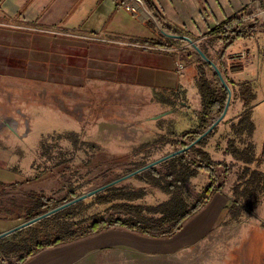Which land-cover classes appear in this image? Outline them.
Masks as SVG:
<instances>
[{
    "label": "rangeland",
    "instance_id": "rangeland-1",
    "mask_svg": "<svg viewBox=\"0 0 264 264\" xmlns=\"http://www.w3.org/2000/svg\"><path fill=\"white\" fill-rule=\"evenodd\" d=\"M144 11L148 14L149 20H146L154 22L151 14L145 9ZM158 28L154 24L155 32L157 31L156 33L163 37L160 24ZM8 32L10 36L26 33L25 38L32 37L30 35L36 33L26 28L15 29V27H9ZM35 36L41 35L37 33ZM48 37L42 38L44 40L42 48L45 50L40 54L33 51L32 45H26L27 52L16 56V59L21 60L19 64L11 60L14 57L11 51L9 55L0 56L1 68L10 71V68L17 67L24 75L23 82L15 84L17 86H13V83L7 84L8 88L5 84V88L0 86V96L3 97L0 104L5 107V110L1 112L3 118L0 120L2 136L0 149L4 152L1 157L3 166L1 165L0 179L9 181L19 176L29 181L25 182L29 187L25 189L26 195L23 201L20 197L18 198L19 210L9 207L10 204L0 209V230L13 227L14 222L17 223L41 213V210L44 211L43 205L47 202L57 208L83 194L118 180L120 181L109 188H114L113 190L117 193H144V197L130 203V207L119 209L112 205L96 204L94 201L96 195L87 199L85 206L78 209L77 218L72 220V223H68L71 229L79 232L77 238L92 235L91 233L83 235V233L84 228L95 218L108 219L111 216L153 220L159 218L160 215L152 213L148 207L167 201L169 196L160 188L136 178L137 175L148 173V170L133 177H125L179 150H185L183 153H186L192 166L197 168L201 164L194 151L199 147L197 140L215 124L221 114L211 115L209 120L204 121V116L199 117L194 110L196 104L192 108L183 109L180 105L173 104L169 98L171 95L166 93L153 95L151 93L140 98L141 93L128 90L122 84L111 86L107 85L110 83H103L105 86L101 87L102 77H83L79 69L74 70L76 66L73 70H69L68 76L70 63L68 56H64L65 68L55 72L54 61L57 65L56 61L61 56L53 54V48H59L63 44L50 40L51 45H44L48 42ZM187 44L189 48L185 50L184 60L181 59L180 63L195 64L197 68L198 64L204 61L196 49L199 48L202 52L208 51L204 54L216 64L222 78L232 90L227 115L203 138L206 141L204 151L208 152L213 162L211 168L216 174L215 186L222 187V191L218 193L224 195L231 202V206L234 201V187L240 181L244 168L249 167L252 171H258L264 175V53L255 60L249 70L244 69L231 74L232 79L238 82L237 86L239 83L249 82L255 96L249 105L252 107L254 132L251 137L248 134L238 136L233 132L232 125L238 122L246 106L245 102L237 96V87L233 86L231 79L229 81L226 75L228 71L218 61L220 51L213 54L214 59L209 52L207 41L203 44L200 42L197 44L187 42ZM238 45L236 43L231 46L227 54L237 55L240 52ZM11 48L10 46L9 49ZM168 63L171 67L174 64V56L171 54L168 56ZM90 67L96 70L98 66L92 63ZM205 72L213 89L221 94L223 85L221 82L218 84L214 79L216 73L211 65L205 69ZM56 73L58 75L54 76ZM92 73L94 74L95 71ZM55 79L56 83H54ZM9 80L12 79L9 77ZM53 84H56V88ZM7 90H9L8 93H6ZM10 95L13 98H10ZM195 95L199 97L197 88H191L187 94L188 98L193 99ZM20 108L27 115L24 119L20 117L24 115H21ZM15 116L21 121L20 126ZM207 121L208 126L203 128ZM7 123L12 128H9ZM232 140L241 150L251 145L254 147V161L251 164L246 165L228 153L227 148ZM5 165L14 170H19L16 169L17 167L22 169L19 170L20 173L14 170L5 171ZM155 168L164 177L170 170V165L165 161L156 165ZM166 182L171 183L172 180L167 179ZM211 183L209 173L203 170L199 171L196 177L188 180L184 198L189 207L197 201H202L203 191ZM107 189L98 194L105 193ZM8 191L11 190L8 189ZM257 195L259 203L254 211L244 212L239 221L233 222L236 223L235 225L227 227L226 230L230 234L229 242L223 246L221 240L216 242L212 238H207L202 244L203 249L196 252L200 254H198L199 259L188 264H243V262L264 264V251L258 250L259 244L264 243V235H262L264 192ZM8 196L11 198L10 195ZM6 199L7 197H4L0 201L9 203ZM82 219L86 220L85 223L81 222ZM37 223L13 233L15 235L9 236L6 244L23 243L25 256L28 252L38 249L39 244L53 241L57 236H63L66 231L64 229V232H61L53 226V223L51 226ZM174 225L175 222L167 224L159 230L152 231L151 235L121 227L109 228L103 233L110 238L111 236L119 238L122 246L121 264H177L179 261L174 259L176 254L170 257L160 251L140 253L135 247L159 246L158 242L161 239L171 238L162 234L172 232ZM239 249H246V252L241 254Z\"/></svg>",
    "mask_w": 264,
    "mask_h": 264
},
{
    "label": "crops",
    "instance_id": "crops-1",
    "mask_svg": "<svg viewBox=\"0 0 264 264\" xmlns=\"http://www.w3.org/2000/svg\"><path fill=\"white\" fill-rule=\"evenodd\" d=\"M152 1L159 13L161 23L156 21L157 19L147 7L145 8V3L144 9L151 14L152 19L153 17L156 19H153L154 22L134 16L122 6V0H0V27H2L0 28V56L9 55L11 51L14 53L11 60L19 64L21 60L16 59V56L27 52L26 45H32L33 51L40 54L45 50L42 48L44 41L42 38L51 35L44 45H51L50 40L63 44L59 48H53V54L61 56L56 61L57 65L54 61L55 72L65 68L66 58L64 56H68L70 57L68 71L76 66L74 70L79 69L83 77H102L101 87L105 86L103 83H110L107 85L111 86L122 84L128 90L141 93L140 98L151 93L152 95L166 93L171 95L168 97L173 104L180 105L183 109L192 108L196 104L194 110L199 117H202L203 103L198 87V69L195 64L184 61L185 72L181 74L178 68L182 62L180 60H184L185 50L189 48L187 44L189 41L169 35L186 36L202 44L207 41L212 58L215 52L220 51L218 61L228 71L226 75L229 81L231 79L230 82L237 84L238 82L231 77V74L237 72L233 71L232 67L239 68V71L249 70L255 60H258L259 56L264 53V13L261 14L264 12V0ZM145 15L148 16L146 12ZM242 18H248V20L243 22ZM234 19L237 21L219 31L220 27ZM156 22L163 29L161 31L163 37H160L154 30V24L158 28ZM234 23L239 24L235 26ZM9 27L26 28L41 36L33 34L30 35L32 37L25 38L26 33L10 36ZM239 33L246 36L236 37ZM236 43L239 44L240 52L237 55H228L227 51ZM204 52L208 51L204 50ZM170 54L174 56L172 67L168 63ZM92 63L97 64L96 70L90 67ZM93 71H95L94 74ZM57 75L56 73L54 76ZM9 77L12 80H9ZM13 78L16 79L13 80ZM23 80L24 75L20 73L19 68H10L9 71L0 67L1 87L5 88V84L8 88L9 83L17 86L15 84H21ZM53 86L56 88V84ZM191 88H197L199 97L195 95L193 99L188 98L187 94ZM8 92L9 90L6 91ZM10 98L13 97L10 95ZM2 99L3 97L0 96V103ZM5 101L7 103V100ZM4 108L0 104V120L3 118L1 112ZM20 110L21 115L24 114L20 117L23 119L27 117L23 109L20 108ZM14 118L18 120V126H20L21 121L17 116ZM17 132L19 133L18 128ZM1 138L0 134V140ZM2 153L4 152L0 149V173L2 172ZM16 169L22 168L17 167ZM4 170H14V168L5 165ZM19 170L14 171L20 173ZM25 182L29 181L19 176L9 181L0 179V199L7 197L6 200L9 202L0 201V209L10 204L9 207L19 210L18 198L20 197L23 201L26 195L25 189L29 187ZM8 195L11 198H8ZM224 197L220 193L215 194L207 206L190 218L180 231L170 236L171 238L161 239L158 242L159 246L152 248L135 246L136 249L140 253L160 251L170 257L176 254L174 259L179 261L177 264H188L199 259V253L196 252L203 249L202 244L207 238H212L216 242L221 240V245L224 246L230 238L229 231L226 229L234 224L229 222L228 215L231 202ZM34 216L17 223L13 221L15 225L1 229L0 234L18 227L33 219ZM111 238L100 231L53 247L33 250L31 257L23 262L21 258L27 255H23L25 248H22L16 254L6 256L0 254V264H121L120 240L114 236ZM242 249H239L241 254L246 252V249ZM258 250L264 251V243L259 244Z\"/></svg>",
    "mask_w": 264,
    "mask_h": 264
},
{
    "label": "trees",
    "instance_id": "trees-1",
    "mask_svg": "<svg viewBox=\"0 0 264 264\" xmlns=\"http://www.w3.org/2000/svg\"><path fill=\"white\" fill-rule=\"evenodd\" d=\"M149 12L161 23V19L157 9L152 0H143ZM237 21L236 19L227 22L225 25L219 28V31L223 28L231 25L232 22ZM225 30V29H224ZM216 33V32H215ZM222 33H225V31ZM246 36L245 34H237L236 37L241 38ZM228 40V38H227ZM210 65L205 62H200L197 66L198 69V87L203 103V116L204 121L209 119L211 115L221 114L224 110L225 104L227 102V91L222 87V93L219 94L216 90L213 89L209 80L206 77L205 69ZM233 71H239V68L232 67ZM214 79L218 84H220V79L217 74H214ZM232 83V82H231ZM234 84V83H233ZM237 90V96L245 102V110L240 115L237 123L232 125L233 132L236 135L242 136L248 134L249 137L252 136L254 132V123L252 121V107H249L250 103L255 99L253 95V90L249 82L233 85ZM241 94V95H240ZM208 121L202 127L208 126ZM199 137V135H195ZM205 139L198 141V149H194L197 159L200 161V166L194 167L187 159L186 153L175 156L174 158L166 161L169 163L170 170L163 177L156 170V168H151L148 170V173L143 175H137L136 178L152 184L160 188L165 194L169 196V199L165 202H162L156 206L148 207L149 211L154 214H159L160 217L157 219L143 218L137 219L133 217H109L108 219L104 218H95L90 225L84 228L85 234H95L100 231H104L109 228L122 227L128 230H132L144 235H151L152 231L159 230L161 227L175 222L174 230L169 233H164V236H172L180 231L183 225L192 218L196 213H198L213 197L215 193L221 192L222 187L215 186L216 174L215 171L211 168L213 165L212 160L208 152L204 151ZM254 147L251 145L247 149H239L236 142L233 140L230 141L227 151L231 154L236 160L245 163L246 165L251 164L254 161ZM194 164V162H192ZM205 171L209 173L210 179L212 180L211 185H209L203 191L202 201H197L193 206L189 207L188 203L184 198V192L186 183L191 178L197 176L199 171ZM244 173L240 177V181L234 187V201L233 204L228 207L229 222L239 221L244 212L254 211L257 204L259 203V197L257 193L264 192V175L258 171H252L249 167L244 168ZM167 179L172 180L171 183H167ZM263 180V182H262ZM114 188H109L105 193H100L94 197V201L98 205H112L116 208L121 207H130V203L138 201L144 197V193H117L113 190ZM74 198V197H73ZM72 198V199H73ZM86 201V200H85ZM85 201L79 202L73 206H70L54 215H51L37 224H43L47 226H53L58 228L61 232H64L63 236H57L53 241H47L44 244L38 245V250H42L46 247H53L62 243H65L70 240H74L79 236V232L75 229H71L68 224L72 220L77 218L78 209L85 206ZM44 211L41 210V213L37 214L35 217L41 216L46 212L55 208V206L50 205L49 202L43 205ZM85 219H82L81 222L85 223ZM72 223V222H71ZM74 224V223H73ZM61 226V227H57ZM15 235V234H13ZM6 239L0 240V254L10 255L16 254L23 248L22 244H6ZM9 243V242H8ZM33 254L32 251L28 252L27 256L21 258V262L25 261L26 258L31 257Z\"/></svg>",
    "mask_w": 264,
    "mask_h": 264
},
{
    "label": "water",
    "instance_id": "water-1",
    "mask_svg": "<svg viewBox=\"0 0 264 264\" xmlns=\"http://www.w3.org/2000/svg\"><path fill=\"white\" fill-rule=\"evenodd\" d=\"M153 19H155V18L153 17ZM155 20H156V19H155ZM169 36H171V37H178V38H181V39H185V40L189 41L190 43L194 44V43H193V40L190 39L189 37H186V36H174V35H169ZM196 50H197L198 53L200 54L202 60H203L205 63L210 64L211 67L214 69L215 73L218 75V77H219V79H220V82L222 83L223 87L225 88V90H226L227 93H228L227 102H226V104H225V107H224L223 112H222L221 115H220V118H218V119L215 121V124L212 125V126H210V127L208 128V130H207L204 134L200 135V137H199L198 140H197V141H200V140L203 139V138H204V137H205V136H206V135H207V134H208V133L214 128V127H216L217 124H218L219 122H221V121L225 118V116L227 115L228 110H229V106H230V101H231V98H232V90H231V88L229 87V85L226 83V81L224 80V78H222V74H221L220 70L217 68L216 64H215L214 62H212V61H211V60H210V59L204 54V52H202L199 48H197ZM184 151H185V150H179V151H176V152H174V153H172V154H170V155H168V156H166V157H164V158H161L160 160H157V161H155V162H153V163L147 165L146 167H144V168H142V169H140V170H138V171H136V172H134V173L128 175V176L125 177V178L133 177V176H135V175H137V174H139V173H141V172H144V171L149 170V169H151V168H155L156 165H158V164H160V163H162V162H165V161H167V160H170V159L174 158L175 156L182 154ZM125 178H123V179H125ZM121 180H122V179H121ZM119 181H120V180H118V181H116V182H113V183H111V184H109V185H107V186H105V187H102V188H99V189H97V190H94V191H92V192H88V193H86V194H83L82 196L77 197V198L73 199L72 201H70V202H68V203H66V204H64V205H62V206H59V207H57V208H54V209H52V210L46 212L45 214H43V215H41V216H38V217H35V218H33V219H31V220H29V221H27V222H25V223L19 225L18 227L14 228V229H12V230H10V231H7V232H5V233H3V234H0V240L3 239V238H6V237H8V236H10L11 234H13V233H15V232H17V231H19V230H23V229H25V228H28V227L34 225L35 223H37V222H39V221H41V220H43V219H45V218H47V217H49V216H51V215H54V214H56V213H58V212H60V211H62V210H64V209H66V208H68V207H70V206H73V205H75V204H77V203H79V202L85 201V200H87V199H89V198H91V197L97 195L99 192L104 191L105 189H107V188L113 186L114 184H116V183L119 182Z\"/></svg>",
    "mask_w": 264,
    "mask_h": 264
},
{
    "label": "built area",
    "instance_id": "built-area-1",
    "mask_svg": "<svg viewBox=\"0 0 264 264\" xmlns=\"http://www.w3.org/2000/svg\"><path fill=\"white\" fill-rule=\"evenodd\" d=\"M135 5L138 7H141L144 10V2L143 0H122V6L127 9L129 12H131L134 16H138L137 13L135 12ZM264 12H261V14ZM248 18H242V21L245 22L247 21ZM239 24V23H238ZM237 23H234L235 26L238 25ZM194 44H197L196 42L193 41ZM179 71L181 74L185 72V68L183 64L178 65Z\"/></svg>",
    "mask_w": 264,
    "mask_h": 264
},
{
    "label": "bare ground",
    "instance_id": "bare-ground-1",
    "mask_svg": "<svg viewBox=\"0 0 264 264\" xmlns=\"http://www.w3.org/2000/svg\"><path fill=\"white\" fill-rule=\"evenodd\" d=\"M135 12L137 13L138 17L141 18L142 20L145 18L148 19V16L145 15V12L143 11V9L141 7H138L137 5H135ZM8 127L12 128L10 124Z\"/></svg>",
    "mask_w": 264,
    "mask_h": 264
}]
</instances>
